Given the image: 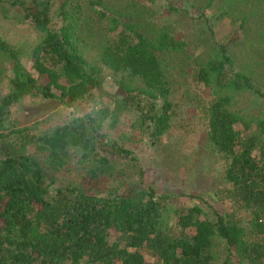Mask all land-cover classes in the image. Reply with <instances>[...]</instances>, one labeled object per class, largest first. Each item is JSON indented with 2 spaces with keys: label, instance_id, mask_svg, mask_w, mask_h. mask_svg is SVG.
Segmentation results:
<instances>
[{
  "label": "trees",
  "instance_id": "trees-1",
  "mask_svg": "<svg viewBox=\"0 0 264 264\" xmlns=\"http://www.w3.org/2000/svg\"><path fill=\"white\" fill-rule=\"evenodd\" d=\"M147 1L163 11L141 0L122 7L90 0L105 19L91 33L75 0L58 10L53 0H0L41 33L30 50L0 33L8 63L0 92V264H264V0ZM187 16L207 27L206 38L181 35L176 25ZM224 18L243 34L235 44L216 38L214 24ZM235 47L246 48L245 59ZM245 93L262 107L258 114L239 106ZM29 96L74 117L47 129L19 126L12 107ZM182 100L203 114L201 137L223 161L230 211L194 205L170 215L168 197L142 173L115 184L122 175L115 161L136 157L109 135L107 121L115 128L131 113L155 144L176 127ZM82 103H91L88 113L76 110Z\"/></svg>",
  "mask_w": 264,
  "mask_h": 264
},
{
  "label": "rangeland",
  "instance_id": "rangeland-1",
  "mask_svg": "<svg viewBox=\"0 0 264 264\" xmlns=\"http://www.w3.org/2000/svg\"><path fill=\"white\" fill-rule=\"evenodd\" d=\"M53 1L56 4V10L65 2V0ZM108 1L112 5L122 7L126 0ZM141 1H144L147 6L156 8L157 13L163 11V8L151 4L147 0ZM75 3L84 9L83 24L87 23L88 31L96 32L95 30H98L105 21L97 11L100 9V5L91 6L90 0H75ZM184 6L188 7L189 4H184ZM17 13V8L8 5L0 6V33L11 43L24 45L26 49L30 50L39 41L41 33L28 21H19V17H16ZM176 26L181 35H186L189 40L197 41L201 37L206 38L203 29L207 27H201L200 23L189 19V16L180 19ZM214 26L216 38L219 41L235 44L243 37L239 26L233 25L228 18L216 22ZM202 43L205 44L204 41ZM233 52L237 54L238 59L242 60L245 59L247 50L235 47ZM91 54H89V58L92 56ZM23 61L32 70L30 56L25 55ZM7 67L8 63L0 56V69L3 70L0 92L5 91L6 78H4V74H6ZM258 69L260 68L258 67ZM261 69L264 73V66ZM115 85L116 82L109 76L107 87L111 92L117 90ZM253 98L248 93L239 96V106L244 107L248 114H258L262 109L260 105L255 104ZM91 102L95 103L93 100ZM182 102L183 100L180 101L178 107L176 127L155 144L152 143L149 133L134 125L137 118L131 113L122 115L120 121L114 126L115 128H109V120L107 121L105 129L109 135L119 140L121 145L134 151L136 157V160L133 161L127 158L115 161L122 171V175L116 176L115 184L122 186L132 181H138L142 173L141 178L144 184L153 186L159 195L168 197L170 215H173L175 209L194 205H201L205 208L211 205L219 211H230L233 205L224 194L226 183L223 177V161L210 147L205 146L201 137L204 123L200 118L203 114L200 112V108L192 109L185 104L181 106ZM90 104H77L76 110L83 114L88 113L92 108ZM11 115L14 123L19 126L37 124L43 129L62 124L74 117L69 108L30 96L13 106ZM104 186H102V190L105 188ZM173 221L174 218L171 222ZM143 252L147 261L154 260V255L149 250L145 249Z\"/></svg>",
  "mask_w": 264,
  "mask_h": 264
}]
</instances>
